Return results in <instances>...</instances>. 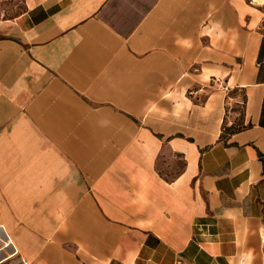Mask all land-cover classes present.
I'll return each mask as SVG.
<instances>
[{
	"label": "crops",
	"instance_id": "0c3cea01",
	"mask_svg": "<svg viewBox=\"0 0 264 264\" xmlns=\"http://www.w3.org/2000/svg\"><path fill=\"white\" fill-rule=\"evenodd\" d=\"M263 56L256 0H0V264H264Z\"/></svg>",
	"mask_w": 264,
	"mask_h": 264
},
{
	"label": "built area",
	"instance_id": "2783aa9c",
	"mask_svg": "<svg viewBox=\"0 0 264 264\" xmlns=\"http://www.w3.org/2000/svg\"><path fill=\"white\" fill-rule=\"evenodd\" d=\"M263 60H264V56H263ZM0 230H1V225H0ZM0 243L1 245H4V246H8L9 245V248L11 249V251L13 253H15L16 249L14 248V246L11 244L10 240L8 239L7 235L4 234V232L0 233ZM24 264H29V263H24Z\"/></svg>",
	"mask_w": 264,
	"mask_h": 264
},
{
	"label": "rangeland",
	"instance_id": "374dc122",
	"mask_svg": "<svg viewBox=\"0 0 264 264\" xmlns=\"http://www.w3.org/2000/svg\"><path fill=\"white\" fill-rule=\"evenodd\" d=\"M257 2H264V0H256ZM158 169H161L162 171H164L165 170V168H164V164H163V160L162 159H160V161H158ZM164 168V169H163Z\"/></svg>",
	"mask_w": 264,
	"mask_h": 264
}]
</instances>
